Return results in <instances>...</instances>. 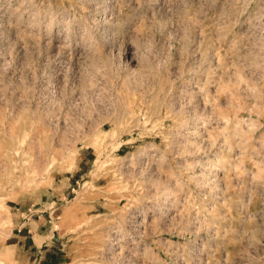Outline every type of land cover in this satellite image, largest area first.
<instances>
[{
	"label": "rangeland",
	"instance_id": "1",
	"mask_svg": "<svg viewBox=\"0 0 264 264\" xmlns=\"http://www.w3.org/2000/svg\"><path fill=\"white\" fill-rule=\"evenodd\" d=\"M0 264H264V0H0Z\"/></svg>",
	"mask_w": 264,
	"mask_h": 264
}]
</instances>
